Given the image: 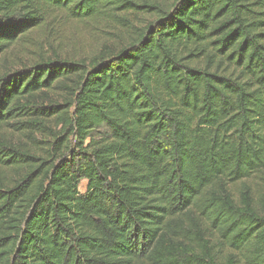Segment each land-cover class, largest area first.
Segmentation results:
<instances>
[{
    "label": "trees",
    "instance_id": "obj_1",
    "mask_svg": "<svg viewBox=\"0 0 264 264\" xmlns=\"http://www.w3.org/2000/svg\"><path fill=\"white\" fill-rule=\"evenodd\" d=\"M0 264H264V0H0Z\"/></svg>",
    "mask_w": 264,
    "mask_h": 264
},
{
    "label": "rangeland",
    "instance_id": "obj_2",
    "mask_svg": "<svg viewBox=\"0 0 264 264\" xmlns=\"http://www.w3.org/2000/svg\"><path fill=\"white\" fill-rule=\"evenodd\" d=\"M155 3H162L164 1L172 0H154ZM131 21L132 29L127 31L123 24H116L115 22L100 20L97 23L79 24L70 27L64 31L53 30L50 37L53 46L60 48L61 56L78 59L80 57H88L91 54L99 51L102 47L107 45L111 48L122 47L127 44L128 39L141 32L152 19L151 16L144 14L127 15ZM54 33V34H53ZM61 39V40H58ZM41 46H45L44 41ZM115 48V49H116ZM12 53V60H10L11 70L30 67L34 64L35 60L39 59L40 52L36 48L15 50ZM86 181L83 180L80 189L85 191Z\"/></svg>",
    "mask_w": 264,
    "mask_h": 264
}]
</instances>
